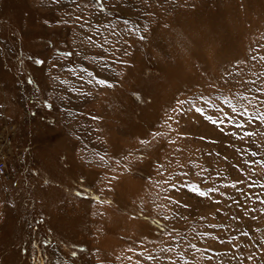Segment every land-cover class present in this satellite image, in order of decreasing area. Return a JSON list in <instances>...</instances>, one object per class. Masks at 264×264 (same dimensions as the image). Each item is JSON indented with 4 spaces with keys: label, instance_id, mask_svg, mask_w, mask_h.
Instances as JSON below:
<instances>
[{
    "label": "rangeland",
    "instance_id": "374dc122",
    "mask_svg": "<svg viewBox=\"0 0 264 264\" xmlns=\"http://www.w3.org/2000/svg\"><path fill=\"white\" fill-rule=\"evenodd\" d=\"M0 264H264V0H0Z\"/></svg>",
    "mask_w": 264,
    "mask_h": 264
},
{
    "label": "built area",
    "instance_id": "2783aa9c",
    "mask_svg": "<svg viewBox=\"0 0 264 264\" xmlns=\"http://www.w3.org/2000/svg\"><path fill=\"white\" fill-rule=\"evenodd\" d=\"M4 166H5V162L0 159V169L3 171L4 170Z\"/></svg>",
    "mask_w": 264,
    "mask_h": 264
}]
</instances>
